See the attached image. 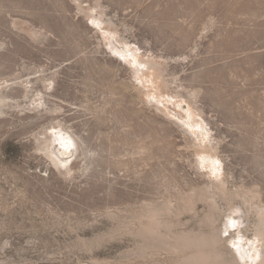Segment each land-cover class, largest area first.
<instances>
[{
  "label": "rangeland",
  "instance_id": "obj_1",
  "mask_svg": "<svg viewBox=\"0 0 264 264\" xmlns=\"http://www.w3.org/2000/svg\"><path fill=\"white\" fill-rule=\"evenodd\" d=\"M0 99V264H170L127 232L148 203L219 178L264 204V0H0Z\"/></svg>",
  "mask_w": 264,
  "mask_h": 264
},
{
  "label": "bare ground",
  "instance_id": "obj_2",
  "mask_svg": "<svg viewBox=\"0 0 264 264\" xmlns=\"http://www.w3.org/2000/svg\"><path fill=\"white\" fill-rule=\"evenodd\" d=\"M195 92L193 94L196 96ZM9 97L8 95L5 98ZM2 101L3 99H0V102ZM74 146V138L60 130L55 135L49 136L48 144L43 150L57 166L67 167L69 159L73 156ZM218 179L211 181L203 188L200 187L201 189H195L196 192L192 194L190 191L189 194L180 198L181 202L176 206H172L171 199L166 202L148 203L145 209L140 211L141 217L137 226H127L130 229L126 227L127 232L131 231L145 240L142 241L143 244L139 249L140 256L146 258L151 255L155 258L160 252H166L170 264H248L246 262L247 244L240 242L246 238L247 232L254 231V235L261 241L263 250L262 260L257 264H264V204L259 200V193L256 190L246 189L245 186V188L240 186L234 191L230 190L225 179ZM198 201L203 203L205 201L208 205L204 204L210 207H207L210 209V214L205 216L207 223L203 218L207 224L206 230H200L198 234L186 233L180 231L183 228L182 223L178 230L179 223L176 225V220L173 221L170 215L178 217L186 211H194L197 209ZM219 216L227 217L225 228L230 235L225 239L219 233L220 227L217 224L220 220ZM203 221L201 222L204 223ZM236 227L237 232L235 231L236 234H234L232 230ZM228 241L236 246L235 250L226 245Z\"/></svg>",
  "mask_w": 264,
  "mask_h": 264
}]
</instances>
